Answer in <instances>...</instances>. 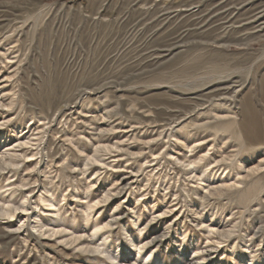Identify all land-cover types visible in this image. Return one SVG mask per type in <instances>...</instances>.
Masks as SVG:
<instances>
[{
  "label": "rangeland",
  "instance_id": "rangeland-1",
  "mask_svg": "<svg viewBox=\"0 0 264 264\" xmlns=\"http://www.w3.org/2000/svg\"><path fill=\"white\" fill-rule=\"evenodd\" d=\"M0 159V264H264V0H0Z\"/></svg>",
  "mask_w": 264,
  "mask_h": 264
},
{
  "label": "bare ground",
  "instance_id": "bare-ground-1",
  "mask_svg": "<svg viewBox=\"0 0 264 264\" xmlns=\"http://www.w3.org/2000/svg\"><path fill=\"white\" fill-rule=\"evenodd\" d=\"M234 4V3H233ZM217 5V4H216ZM240 5V4H239ZM126 8V7H125ZM259 10V9H258ZM233 13V12H232ZM259 15V14H258ZM250 20V19H249ZM243 32V31H242ZM245 43V42H244ZM218 44V43H217ZM238 44V43H237ZM244 45V44H243ZM205 67V66H204ZM227 67V66H226ZM229 68V67H228ZM199 69V68H198ZM210 70V69H209ZM246 70V69H245ZM224 72V71H223ZM185 74V73H184ZM206 74V73H205ZM207 75V74H206ZM190 76V75H189ZM188 76V77H189ZM213 76V75H212ZM191 78H192V76H191ZM239 80V79H238ZM229 85V84H228ZM228 87V86H227ZM214 88V87H213ZM225 89V88H224ZM228 89V88H227ZM226 90V89H225ZM233 91H234V89H233ZM234 93V92H233ZM254 93V92H253ZM227 96H229V95H227ZM227 96H225V97H227ZM230 96H231V94H230ZM217 98V97H216ZM231 98V97H230ZM223 102V101H222ZM217 104V103H216ZM215 104V105H216ZM219 104V103H218ZM227 106V105H226ZM200 107V106H199ZM196 108V107H195ZM223 115V114H222ZM230 115V114H229ZM231 116V115H230ZM178 119V118H177ZM224 122V121H223ZM215 123V122H214ZM217 124V123H216ZM202 126V125H201ZM239 130V129H238ZM244 133V132H243ZM257 141V140H256ZM261 143V142H260ZM198 160V159H197ZM226 161V160H225ZM183 162V161H182ZM185 162V161H184ZM183 162V163H184ZM0 163H2V164H6V165H9V164H11L12 163V161L10 160V159H8V160H6V159H0ZM192 163V165H191V167L189 166L190 164ZM186 167H187V169L189 170V172H194L195 170H196V168H197V166L195 165V162H189L187 165H186ZM202 168V167H201ZM261 168V167H260ZM254 170V169H253ZM201 171V170H200ZM257 171V170H256ZM255 172V171H254ZM249 176V175H248ZM255 180V179H254ZM259 181V180H258ZM233 184V183H232ZM261 184V183H260ZM263 184V183H262ZM230 185V184H229ZM223 185H221V187H222ZM227 186V185H226ZM225 186V187H226ZM230 187V186H229ZM228 187V188H229ZM232 187V186H231ZM213 189H215L214 187H213ZM220 189V188H219ZM216 191V190H215ZM223 191V190H222ZM218 192V191H217ZM210 193H212V192H210ZM259 194V193H258ZM0 214L2 215V216H6V217H11L12 215H13V209H12V207H10V206H5V207H1L0 208ZM111 225V223H109V222H107V223H105V224H103L102 226H100V227H98V228H96L97 230H95V232L96 231H101V230H103V229H105V228H107V227H109ZM41 227V226H40ZM40 227H38L39 229H40ZM52 231V233L55 235V234H58V233H62V232H64L63 230H61V229H59V230H51ZM81 239V235H77V236H69L68 238H67V241H68V243H71V244H73V243H76V242H78L79 240ZM66 241V240H65ZM63 243H64V241H63ZM147 243V242H146ZM67 244V243H66ZM70 244V245H71ZM145 244V243H144ZM73 246V245H72ZM97 246V245H96ZM136 246V245H135ZM79 247V246H78ZM84 248L83 249H85V251H91V252H95V253H98L99 252V250L100 249H98L99 247H95V246H90V244H86L85 246H83ZM143 247V245H141V247H139V246H137V250H138V252L140 251V249ZM64 253V252H63ZM110 257V256H109ZM47 258V257H46ZM111 258V257H110ZM113 259V258H112Z\"/></svg>",
  "mask_w": 264,
  "mask_h": 264
}]
</instances>
